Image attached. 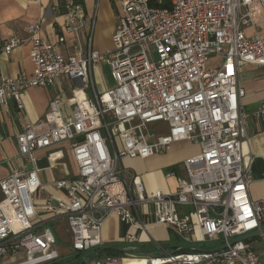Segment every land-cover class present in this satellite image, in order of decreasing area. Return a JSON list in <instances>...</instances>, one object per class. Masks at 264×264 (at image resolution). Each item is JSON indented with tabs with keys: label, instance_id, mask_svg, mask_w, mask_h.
<instances>
[{
	"label": "built area",
	"instance_id": "built-area-1",
	"mask_svg": "<svg viewBox=\"0 0 264 264\" xmlns=\"http://www.w3.org/2000/svg\"><path fill=\"white\" fill-rule=\"evenodd\" d=\"M120 3L112 49L81 43L83 0H66L57 44L42 34L44 16L28 25L32 73L0 76V105L14 100L19 109L29 87H47L63 76L74 82L66 100L54 98L44 118L27 122L16 139L20 155L31 161L37 151L69 142L78 167L75 177L53 182L61 194L45 199L43 212L35 201L44 188L39 168H15L0 179V260L24 250L26 259L10 264L59 261L47 218L67 220L72 253L93 252L104 245L102 224L115 213L138 229L146 228L142 217L148 216L186 244H216L204 251L159 246L161 254L144 256V264H264L248 239L230 242L264 225V200L249 193L253 157L244 150L249 136L240 79L245 65L264 66V30L252 12L255 5L264 11V0ZM66 34L73 36L69 53L59 49ZM21 43L18 36L0 42V55ZM103 63L115 83L98 88L93 70ZM254 115L264 117V102ZM159 123L167 125L165 133ZM184 141L198 149L167 171L176 180L171 191L148 190L122 165L124 158L165 153ZM48 158H63L62 150ZM138 240L126 235V241ZM136 257L98 256L94 264Z\"/></svg>",
	"mask_w": 264,
	"mask_h": 264
},
{
	"label": "crops",
	"instance_id": "crops-1",
	"mask_svg": "<svg viewBox=\"0 0 264 264\" xmlns=\"http://www.w3.org/2000/svg\"><path fill=\"white\" fill-rule=\"evenodd\" d=\"M65 1L0 0V42L13 36L22 39L21 45L11 54L0 55V76H14L22 71L32 73L33 63L30 57L31 41L28 25L39 17H45L42 31L44 38L54 44L58 43V36L64 31L62 13L65 11ZM83 3L86 24L80 33L81 43L87 45L91 42L94 48L103 52L112 49L113 34L121 13L120 0H83ZM254 8L255 11L261 9L258 5H255ZM261 27L264 30V24ZM248 32L251 34L253 31L250 28ZM66 36V42L60 45L59 49L64 53H69L72 52L73 36L70 34H66ZM101 67L102 64L93 70L94 78H97L99 87L106 85L101 77ZM240 79L246 89L243 106L247 113L249 136V143L244 145V150L251 153L253 157L249 193L254 200H264V117L254 115V112L264 102V66L245 65L240 73ZM74 85L72 80L63 76L53 85L29 87L24 90L22 94L23 109H19L14 100L9 101L7 105H0V179L7 176L15 168H39L44 188L35 195V201L41 212H43L41 208L45 199L61 194L54 187L53 182L58 179L75 177L78 167L69 149V142H64L48 150L37 151L35 153L36 159L31 161L20 155L16 136L23 130L27 122L43 119L54 98L59 97L66 100L71 95V89ZM66 107L70 108V105L66 104ZM188 145H190L189 142H177L165 153H157L145 158H124L122 165L139 175L148 190L162 188L165 191H171L176 186V180L174 177H168L166 173L180 163L179 161L197 151L190 153L191 150H189ZM59 149L62 150L63 158L50 161L48 153ZM41 214L44 215V213ZM142 218L146 223V228L138 229L135 225L122 222L115 213H112L102 224L101 234L104 245L118 244L132 249L152 250H158V247H163V245L165 246L163 248L171 250L182 245H188L171 228L153 223L152 218L148 216ZM51 221H61L63 223L61 228H64L65 232L69 234L70 239H72L71 234L68 231L65 218H47L45 220V223L49 224L55 231L58 248L61 239L59 228L51 225ZM128 233L136 234L139 240L135 242L126 241ZM248 240L264 261V236H254ZM201 243L209 244L201 245ZM197 244L208 249L216 245L213 241H200ZM59 251L62 254L59 260L61 263H77V261H70L72 253L70 247L67 252ZM80 253L85 256L90 255L92 251ZM73 255L76 257L77 253H73ZM11 260V256L4 257L0 260V264H10ZM125 262L127 264H144V259L142 256H138ZM84 264H94V259Z\"/></svg>",
	"mask_w": 264,
	"mask_h": 264
},
{
	"label": "rangeland",
	"instance_id": "rangeland-1",
	"mask_svg": "<svg viewBox=\"0 0 264 264\" xmlns=\"http://www.w3.org/2000/svg\"><path fill=\"white\" fill-rule=\"evenodd\" d=\"M255 6L252 7V12H253V16L254 18L261 24L263 25L264 24V11L262 9H258L259 11H255ZM101 77H102V80L105 82V84L107 86H112L114 85V80L111 76V70H110V67L109 65L107 64H102V67H101ZM96 80V83L98 85V80L97 78H95ZM98 88H99V85H98ZM93 90L90 89L88 91V94L89 95H92L93 93ZM157 129L159 132L161 133H165L167 131V125L165 123H159L156 125ZM190 145L189 146V150H191L190 153L194 152L197 150L198 148V145L197 144H193V143H189ZM173 147V145L171 146V148ZM182 147V146H181ZM181 162V161H179ZM187 209L189 210L190 207L187 206ZM51 225H55L56 227H58L59 229V235H60V243H59V246H58V249L59 250H62L64 252H67L69 250V247L71 245V239H70V236L68 233L65 232L64 228H61L63 227V223L61 221H58V222H50ZM209 243H201V245H208ZM84 255H81L79 257H75V255H73V253H71V257H70V261H77L78 259H82L80 257H83ZM12 260L10 263H16V262H19V261H22L24 259H26V253L24 250H21L20 252L16 253L14 256H11ZM125 262V261H124ZM125 264H127L125 262Z\"/></svg>",
	"mask_w": 264,
	"mask_h": 264
},
{
	"label": "water",
	"instance_id": "water-1",
	"mask_svg": "<svg viewBox=\"0 0 264 264\" xmlns=\"http://www.w3.org/2000/svg\"><path fill=\"white\" fill-rule=\"evenodd\" d=\"M261 234L264 235V225L260 229H256V230L251 231L247 234L238 236V237L232 239L230 242L232 243L234 241L248 239L250 237L259 236ZM225 246H226V244L224 243V244L219 245L216 248L219 249V248H223ZM188 248H196L198 250H203V251L215 249V248L208 249V248L202 247L198 244H188V245L184 246V249H188ZM108 249H114V250H118L124 254H130V255L142 256V257L154 256L157 254H161L160 251L154 250V249L153 250L152 249H137V248L132 249V248H128L125 246L118 245V244H110V245H104L101 248L96 249L95 251L92 252L91 255L83 256L81 261H79L77 263H69V264H84L85 262L90 261V260L98 257L102 252H104L105 250H108Z\"/></svg>",
	"mask_w": 264,
	"mask_h": 264
},
{
	"label": "trees",
	"instance_id": "trees-1",
	"mask_svg": "<svg viewBox=\"0 0 264 264\" xmlns=\"http://www.w3.org/2000/svg\"><path fill=\"white\" fill-rule=\"evenodd\" d=\"M101 247H102V246H101ZM101 247H99V248H101ZM163 247H165V246L163 245ZM181 247H182V250H187V249H184V246H183V245H182ZM99 248H98V249H99ZM175 249H176V248H175ZM167 250H168V249H167ZM169 250H171V249H169ZM172 250H174V249H172ZM110 255H124V253H122V252H120V251H118V250L108 249V250H105L104 252H102V253L99 255V257L110 256ZM79 256H81V253H80V252H77L76 257H79ZM80 258H82V257H80ZM79 261H81V260L78 259L77 262H79ZM47 264H63V263H61L60 261H55V262L47 263Z\"/></svg>",
	"mask_w": 264,
	"mask_h": 264
}]
</instances>
